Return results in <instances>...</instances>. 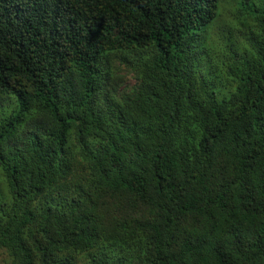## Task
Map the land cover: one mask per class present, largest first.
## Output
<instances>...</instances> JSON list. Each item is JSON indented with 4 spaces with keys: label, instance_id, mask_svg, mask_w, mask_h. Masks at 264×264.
I'll return each instance as SVG.
<instances>
[{
    "label": "trees",
    "instance_id": "16d2710c",
    "mask_svg": "<svg viewBox=\"0 0 264 264\" xmlns=\"http://www.w3.org/2000/svg\"><path fill=\"white\" fill-rule=\"evenodd\" d=\"M0 99L5 264H264V0H0Z\"/></svg>",
    "mask_w": 264,
    "mask_h": 264
},
{
    "label": "rangeland",
    "instance_id": "374dc122",
    "mask_svg": "<svg viewBox=\"0 0 264 264\" xmlns=\"http://www.w3.org/2000/svg\"><path fill=\"white\" fill-rule=\"evenodd\" d=\"M225 9H227V8H225ZM230 18H231L230 13L227 11H224L223 14H220V17L218 19V23L215 25L214 28H216L217 26H219V24H221L223 22L229 21ZM5 260H6V255L4 254V252L0 251V264H5Z\"/></svg>",
    "mask_w": 264,
    "mask_h": 264
},
{
    "label": "clouds",
    "instance_id": "9594fccd",
    "mask_svg": "<svg viewBox=\"0 0 264 264\" xmlns=\"http://www.w3.org/2000/svg\"><path fill=\"white\" fill-rule=\"evenodd\" d=\"M128 81L130 82V83H133L134 81L133 80H131V78H129L128 79ZM5 99V98H4ZM6 102H8V100L6 99ZM0 104H2V101H1V99H0Z\"/></svg>",
    "mask_w": 264,
    "mask_h": 264
}]
</instances>
